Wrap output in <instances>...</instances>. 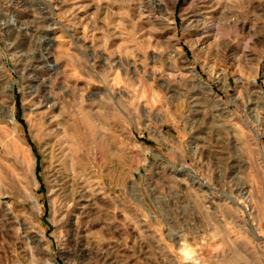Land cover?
Masks as SVG:
<instances>
[{
  "label": "rangeland",
  "instance_id": "374dc122",
  "mask_svg": "<svg viewBox=\"0 0 264 264\" xmlns=\"http://www.w3.org/2000/svg\"><path fill=\"white\" fill-rule=\"evenodd\" d=\"M0 264H264V0H0Z\"/></svg>",
  "mask_w": 264,
  "mask_h": 264
},
{
  "label": "bare ground",
  "instance_id": "6f19581e",
  "mask_svg": "<svg viewBox=\"0 0 264 264\" xmlns=\"http://www.w3.org/2000/svg\"><path fill=\"white\" fill-rule=\"evenodd\" d=\"M193 72H194V75H195V77H197V79H198V81L200 82V83H202V84H207L206 82H204V80L199 76V74L196 72V70L195 69H193ZM214 74V78L216 79V80H218L219 78H220V74L218 73V72H215V73H213ZM222 80V79H221ZM3 87V86H2ZM6 87H8V86H6ZM212 90V89H211ZM2 108H3V110L6 112V114L8 115V117L10 118V119H13L14 118V115H13V113H12V110L9 108V106L8 107H6V106H2ZM60 181V180H59ZM59 181H57V182H59ZM64 183V182H63ZM61 184V183H60ZM59 184V185H60ZM58 186V185H57ZM65 186V185H64ZM60 188H62V186L60 185ZM62 191V190H61ZM60 191V192H61ZM68 192V191H67ZM30 197L32 198V199H34V201L36 202V197L34 196V194L33 193H31L30 192ZM66 197V196H65ZM64 197V198H65ZM72 197V196H71ZM67 199V198H66ZM75 200V199H74ZM66 201V200H65Z\"/></svg>",
  "mask_w": 264,
  "mask_h": 264
}]
</instances>
